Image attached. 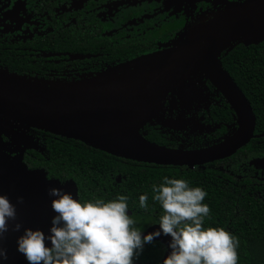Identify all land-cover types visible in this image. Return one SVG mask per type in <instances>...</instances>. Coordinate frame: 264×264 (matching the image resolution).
<instances>
[{
	"label": "flooded vegetation",
	"instance_id": "flooded-vegetation-1",
	"mask_svg": "<svg viewBox=\"0 0 264 264\" xmlns=\"http://www.w3.org/2000/svg\"><path fill=\"white\" fill-rule=\"evenodd\" d=\"M217 8L221 9L214 0H0V68L45 80L83 81L108 68L171 49L184 32L198 24L194 21L200 14H211ZM260 44L264 45V41ZM159 110L140 134L147 142L169 151L207 150L234 136L239 128L237 117L222 94L198 72L188 74L166 96ZM26 136L28 142L20 147L19 155L27 168L29 159L36 164V168L28 169L41 170L47 180L60 184L72 182L75 189L68 190H74L81 200L93 195H128V211L138 227H147L159 208L148 196V209H140L134 201V189H121L126 177L118 173L119 165L140 168L147 176L175 174L174 178L182 179L189 174L192 181L200 180L203 189H240L252 198H262L264 134L255 129L253 138L233 155L192 167L160 166L110 154H92V150H98L86 145L88 149H84L80 142L36 130H29ZM47 140L81 152L76 156L82 160L78 166L74 159L66 162L64 179L50 174L55 165L51 166L48 155L45 157ZM31 146L32 149L27 148ZM14 155L18 154L11 156ZM43 161L47 170L38 167ZM76 167L80 168L78 174ZM86 168L98 177L84 173ZM165 241L166 237H161L145 245L136 264H158Z\"/></svg>",
	"mask_w": 264,
	"mask_h": 264
},
{
	"label": "water",
	"instance_id": "water-1",
	"mask_svg": "<svg viewBox=\"0 0 264 264\" xmlns=\"http://www.w3.org/2000/svg\"><path fill=\"white\" fill-rule=\"evenodd\" d=\"M214 3L221 9L184 32L171 49L108 68L83 81H37L0 68V130L7 128L12 146L19 150L18 155L11 156L14 152L0 148V193L6 192L13 203L17 196L23 197V205H17L23 226L46 229L51 214L47 188L62 186L75 195L74 190H68L75 189L72 182L47 180L43 171L30 170L22 162L20 147L28 142L29 130L80 142L118 158L160 166L192 167L224 159L253 138L255 117L250 104L219 58L234 45H251L242 41L264 31V0ZM194 72L208 80L230 105L237 117V133L215 147L191 153L169 151L147 142L140 131L159 113L166 96ZM17 234L9 233L0 241L8 252L7 264H25L15 252Z\"/></svg>",
	"mask_w": 264,
	"mask_h": 264
},
{
	"label": "clouds",
	"instance_id": "clouds-1",
	"mask_svg": "<svg viewBox=\"0 0 264 264\" xmlns=\"http://www.w3.org/2000/svg\"><path fill=\"white\" fill-rule=\"evenodd\" d=\"M150 189L159 213L147 227L137 226L126 194L81 200L62 186L49 187L45 195L51 214L41 229L18 220L23 197L13 203L6 192L0 193V241L18 233L13 244L25 264H136L145 245L161 237L166 241L158 264H238L237 237L205 223L210 209L202 187L163 176ZM147 202L148 193L137 195L140 209H148ZM7 261V249L0 246V264Z\"/></svg>",
	"mask_w": 264,
	"mask_h": 264
},
{
	"label": "trees",
	"instance_id": "trees-1",
	"mask_svg": "<svg viewBox=\"0 0 264 264\" xmlns=\"http://www.w3.org/2000/svg\"><path fill=\"white\" fill-rule=\"evenodd\" d=\"M263 51V44L249 46L237 44L223 51V55L221 59H219L222 68L227 71L236 86L250 103L255 116V131L261 134H264V103L260 102L261 99L264 100ZM12 66L19 71V67L15 65ZM8 72L37 81H55L29 77L20 73V71L19 73ZM77 144L80 145V143ZM81 145L84 149H88L85 145ZM91 152H94L92 154H108L99 150H92ZM262 152L264 153V149ZM45 153L46 158L48 155L51 166L55 165L53 169H50L51 176L55 178L64 179V168L68 159H74L76 166H78V162L82 161L76 158L81 152L75 150L71 146L59 144V142L55 140L52 142L47 140L45 144ZM95 160L98 162L97 159ZM27 165L28 168H36L33 159H29ZM38 167L47 170L44 161L40 165L38 164ZM117 168L118 173L126 177L121 189H134V195L146 192L150 199V185L159 182L160 178L163 176H169L168 174L160 175L159 173L147 176L140 168L129 169L130 167L121 165ZM79 169L78 167L75 168L76 174L80 172ZM84 173L91 177H98V174L95 172L90 173L87 168ZM171 175L172 177L177 176L175 174ZM188 175L189 174H184L181 177L182 179H187L190 186H201L200 180L195 179V181H192L190 177H187ZM71 177L76 180L74 175ZM86 182L88 181L86 180ZM204 190L207 193V200L204 201L207 202L210 209L209 218L205 221L206 225L223 227L237 237L238 264H264V189L261 192V199L258 197L252 198L248 196L245 191L240 189L215 188ZM134 201H136V199H134Z\"/></svg>",
	"mask_w": 264,
	"mask_h": 264
},
{
	"label": "rangeland",
	"instance_id": "rangeland-1",
	"mask_svg": "<svg viewBox=\"0 0 264 264\" xmlns=\"http://www.w3.org/2000/svg\"><path fill=\"white\" fill-rule=\"evenodd\" d=\"M216 9V8H215ZM219 9V8H217ZM210 17V13H207L206 15H199L198 16V19H196L194 21V24L195 23H200L201 21L205 20L206 18ZM180 38H182V36H180ZM264 41V31H261V32H258L250 37H247L245 40H243L242 42L244 44H251L253 45V43L255 42H263ZM241 42V43H242ZM84 85H79L78 87H82ZM2 126V124L0 123V127ZM7 125H5V128H6ZM9 128H12L11 126H8ZM5 131H7V128L2 131L0 130V148H3L5 149L7 152H14V153H19V150H18V146L15 147V148H12L13 144H11V137L9 136V134H7ZM23 142V141H22ZM24 144H27V143H24ZM18 145L20 146V143H18ZM18 150V151H16Z\"/></svg>",
	"mask_w": 264,
	"mask_h": 264
}]
</instances>
